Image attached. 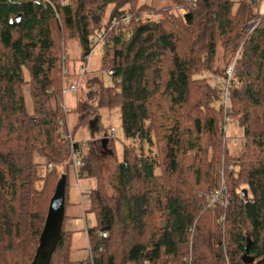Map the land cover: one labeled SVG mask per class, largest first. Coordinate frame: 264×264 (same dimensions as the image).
Listing matches in <instances>:
<instances>
[{
  "label": "trees",
  "instance_id": "obj_1",
  "mask_svg": "<svg viewBox=\"0 0 264 264\" xmlns=\"http://www.w3.org/2000/svg\"><path fill=\"white\" fill-rule=\"evenodd\" d=\"M52 2L0 0V264L34 259L71 150L60 126L62 69L77 74L100 29L107 33L101 73L86 84L90 91L97 84L99 107L120 109L126 142L110 193L101 156L81 150L85 176L98 180L87 193L96 218L87 263L264 264V13L251 11L252 0H173L163 8L139 0ZM125 13L128 27L110 29ZM253 18L260 20L245 32ZM68 41L78 43V57L68 54ZM220 48L230 59L239 51L227 85L230 116L246 139L236 155L220 129L223 86L203 76L226 81ZM221 171L230 204L207 208ZM71 237L63 227L50 264H70Z\"/></svg>",
  "mask_w": 264,
  "mask_h": 264
},
{
  "label": "rangeland",
  "instance_id": "obj_2",
  "mask_svg": "<svg viewBox=\"0 0 264 264\" xmlns=\"http://www.w3.org/2000/svg\"><path fill=\"white\" fill-rule=\"evenodd\" d=\"M52 2V0H50ZM140 4L145 3L155 7L163 8L173 3V0H139ZM238 2L239 0H234ZM66 2V0H64ZM53 3V2H52ZM251 11L258 16V14L264 13V0H256L252 3ZM260 18H253L247 21L243 25V29L245 32H251ZM67 52L71 57L79 56V47L76 41H68L67 42ZM239 55V51L237 54L230 59L228 56H223L222 49L220 48L218 52V66L225 67V63L228 62L230 65L236 64L237 57ZM64 56V55H63ZM101 57L102 53L99 49H95L91 52L89 56V65L87 68L86 76L99 75L101 73ZM230 59V60H229ZM228 64L226 65L228 68ZM79 65V63H78ZM77 65V66H78ZM65 67V66H64ZM235 67V66H234ZM68 71L65 68L62 69V75H64V71ZM234 71V70H233ZM227 72V71H226ZM86 76L79 77L78 74L74 76H70L67 74L64 77V82H77L79 87L76 92H67L65 95L62 93V104L65 103L68 114L65 113L64 119L69 124L71 131L74 136V140L81 145V150L83 155H89L91 151H96L98 155L101 156V165H102V174L105 181V186L108 189V192H112V183L116 178V163L117 161L122 160V151L123 144L126 142L123 130L121 127V112L118 107L115 108H104L99 107L96 104L95 97L98 92L97 84L93 86L92 91L89 90L88 84H86ZM208 78V82L210 85H218L220 89L227 86L228 81H220L219 77L211 76L208 73L203 75ZM232 77V76H231ZM104 82L106 85H112L113 81L110 76L104 74ZM63 88V85H62ZM230 94V92H229ZM230 95L228 101L229 109L231 108ZM225 93L222 92L221 103L225 102ZM30 101V99H29ZM84 109H83V105ZM88 113V120L86 122H80V117L83 113ZM225 118V112H224ZM224 120V119H223ZM223 122L221 123V125ZM220 125V129H221ZM114 129V141L113 146L111 147L109 142V147L112 149V153L101 152L100 148V139L111 133V129ZM223 134V141L226 143L229 152L232 155H236L238 153L245 151V142L246 139L243 136V129L239 127L235 118L231 116V121L227 125V133L224 135L223 130H221ZM232 139H237V142H234ZM190 163L193 160V152L189 154ZM84 158V156H83ZM85 160V159H84ZM88 162L85 160V167L81 170L79 177H77L74 167L72 166V161L70 158V154L65 158V161L59 165V171H64L67 174V204L65 214L69 219H78L80 221H88L90 227L94 226L96 223L95 215L88 210L89 203L87 199V193L91 188H94L98 184V180L96 177H86L85 176V168H87ZM40 173H45V166L40 167ZM59 173V172H58ZM60 178V177H59ZM43 182H38L37 186L41 187ZM88 186V187H86ZM245 189V188H244ZM80 190L84 193V201L82 206V199L80 195ZM212 196H215V201L212 202ZM230 192L229 187L226 182V178L224 176V172L221 171V179L218 188L210 193L206 200L204 201L205 207L215 209L217 206H223L224 208L228 207L230 204ZM223 220V219H222ZM82 233V234H79ZM70 258L74 261L72 264H86L87 262L83 261L90 256V247H89V239L87 234L83 232H77L73 234L71 237V253Z\"/></svg>",
  "mask_w": 264,
  "mask_h": 264
},
{
  "label": "built area",
  "instance_id": "obj_3",
  "mask_svg": "<svg viewBox=\"0 0 264 264\" xmlns=\"http://www.w3.org/2000/svg\"><path fill=\"white\" fill-rule=\"evenodd\" d=\"M38 1H41L45 6H47L49 4L53 5V3L50 0H38ZM192 1H195V0H192ZM131 18H132V15L129 13H125L124 15H122L120 17H113L110 20V26L109 27H110V29L122 28L123 30H125L126 27H128V25L130 24ZM106 36H107L106 30L100 29L96 32V34H94L90 38V43L92 46L91 52L95 49H99L101 51V53L104 52L105 43H106ZM91 52H90V54H91ZM90 54L86 55L85 60L80 62L78 67H77V74L79 77L83 78L87 74V68L89 65ZM233 70H234V64L230 65L227 69V72H226L225 80L228 81V83H229L231 76L233 74ZM112 73H113V71L111 70L109 74H112ZM67 74L68 73L65 70L64 76L66 77ZM78 87H79V85L75 81H73V82L69 81L68 83L64 82L63 88H62V93H63V95H65L67 92H76V91H78ZM224 93H225V99H224L225 102H223V106H224L225 118H224V122L221 126V130H223V132L226 134L227 133V124L231 121L230 109H229L228 101H227L229 99V92H228L227 86H225L223 88V94ZM62 107L64 109V112L66 114H68V109H67L65 103L62 104ZM60 126L63 129L64 139L69 141V143H70L71 150H70L69 154H70V158L72 161V166L75 169L77 177H79L80 174H82L81 170L85 167V160L81 154V145H80V143H78L74 140V136H73V133L71 131V128H70L69 124L65 121V119H63L60 122ZM114 136H115L114 135V129L112 128L111 133L107 134V137H109V139H111V138H114ZM232 140L234 142L238 141L237 139H232ZM52 168H53L52 163L47 164L48 170H52ZM80 195H81V199H82V203H83L84 193L82 192V190H80ZM212 197L213 198L211 201L214 202L216 197L215 196H212Z\"/></svg>",
  "mask_w": 264,
  "mask_h": 264
},
{
  "label": "water",
  "instance_id": "obj_4",
  "mask_svg": "<svg viewBox=\"0 0 264 264\" xmlns=\"http://www.w3.org/2000/svg\"><path fill=\"white\" fill-rule=\"evenodd\" d=\"M256 0H252L254 3ZM21 18V15L16 17L17 20ZM110 142L107 135L100 139V150L102 153H112V149L108 146ZM66 184L67 175L62 173L58 179L54 193L50 199L45 224L40 235L39 244L36 250V254L31 264H50L53 254L56 251L65 221V201H66ZM246 194V191L244 190ZM251 240L248 239L246 251H249ZM91 264V263H87Z\"/></svg>",
  "mask_w": 264,
  "mask_h": 264
},
{
  "label": "crops",
  "instance_id": "obj_5",
  "mask_svg": "<svg viewBox=\"0 0 264 264\" xmlns=\"http://www.w3.org/2000/svg\"><path fill=\"white\" fill-rule=\"evenodd\" d=\"M142 4H145V3H142ZM86 187H88V186H86ZM82 206H83V203H82ZM83 208H84V206H83ZM63 227H64V229L66 231L71 233L72 237H73V234H75L77 232H83V233L87 234V237L89 239V235H88L89 224H88V221H80V220H78L76 218L75 219H69L67 217V219L64 221V226ZM79 234H82V233H79ZM83 261L87 262V258L85 260H83ZM73 262L74 261L71 259L70 264H72Z\"/></svg>",
  "mask_w": 264,
  "mask_h": 264
}]
</instances>
